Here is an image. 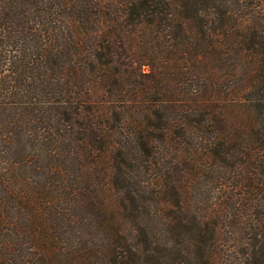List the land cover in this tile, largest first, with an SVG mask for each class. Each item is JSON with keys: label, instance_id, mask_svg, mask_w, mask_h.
<instances>
[{"label": "trees", "instance_id": "trees-1", "mask_svg": "<svg viewBox=\"0 0 264 264\" xmlns=\"http://www.w3.org/2000/svg\"><path fill=\"white\" fill-rule=\"evenodd\" d=\"M0 264H264V0H0Z\"/></svg>", "mask_w": 264, "mask_h": 264}, {"label": "rangeland", "instance_id": "rangeland-1", "mask_svg": "<svg viewBox=\"0 0 264 264\" xmlns=\"http://www.w3.org/2000/svg\"><path fill=\"white\" fill-rule=\"evenodd\" d=\"M146 70V69H145Z\"/></svg>", "mask_w": 264, "mask_h": 264}]
</instances>
